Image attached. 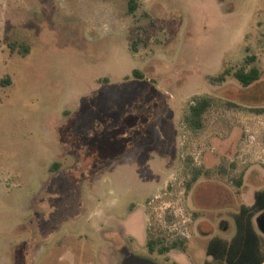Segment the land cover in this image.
<instances>
[{"label": "rangeland", "instance_id": "rangeland-1", "mask_svg": "<svg viewBox=\"0 0 264 264\" xmlns=\"http://www.w3.org/2000/svg\"><path fill=\"white\" fill-rule=\"evenodd\" d=\"M137 3L0 0V264H120L124 247L226 264L208 240L264 188V0ZM252 65L249 86L212 79ZM157 237L184 248L150 252Z\"/></svg>", "mask_w": 264, "mask_h": 264}, {"label": "trees", "instance_id": "trees-1", "mask_svg": "<svg viewBox=\"0 0 264 264\" xmlns=\"http://www.w3.org/2000/svg\"><path fill=\"white\" fill-rule=\"evenodd\" d=\"M137 0H128V13H133L137 7ZM254 56L249 57L253 61ZM136 77H142L137 69L133 70ZM233 76L242 86H249L260 77V70L257 66L252 65L248 69L239 67L231 72L229 69L221 72L212 79L214 81H224L227 76ZM7 79L3 80L5 82ZM209 97H201L192 103L189 107V114L185 116L187 123L194 128L202 126V116L210 105ZM56 165V164H55ZM58 165V164H57ZM56 165V166H57ZM199 171L193 173L191 182L198 178ZM241 180H238L240 183ZM264 210V188L254 192V200L251 204H242L234 215L235 232L230 239L220 236L209 238L206 253L213 259L224 260L226 264H264V251L261 247V236L253 221L254 215ZM150 252L164 254L172 248H184L183 240H173L170 243L157 238H149L146 242ZM178 264V263H170ZM204 264H207L205 261Z\"/></svg>", "mask_w": 264, "mask_h": 264}, {"label": "water", "instance_id": "water-1", "mask_svg": "<svg viewBox=\"0 0 264 264\" xmlns=\"http://www.w3.org/2000/svg\"><path fill=\"white\" fill-rule=\"evenodd\" d=\"M255 225L264 234V211L255 217ZM121 251L123 258L120 264H158L151 258L133 254L125 247Z\"/></svg>", "mask_w": 264, "mask_h": 264}, {"label": "flooded vegetation", "instance_id": "flooded-vegetation-1", "mask_svg": "<svg viewBox=\"0 0 264 264\" xmlns=\"http://www.w3.org/2000/svg\"><path fill=\"white\" fill-rule=\"evenodd\" d=\"M123 255V254H122ZM122 258H123V256H122ZM122 260V259H121Z\"/></svg>", "mask_w": 264, "mask_h": 264}]
</instances>
